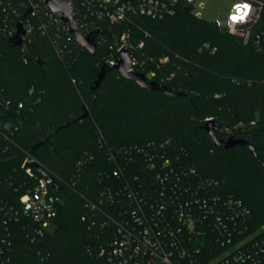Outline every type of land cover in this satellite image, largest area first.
Listing matches in <instances>:
<instances>
[{"label":"trees","instance_id":"1","mask_svg":"<svg viewBox=\"0 0 264 264\" xmlns=\"http://www.w3.org/2000/svg\"><path fill=\"white\" fill-rule=\"evenodd\" d=\"M103 31L106 35L96 36L94 54L76 43L74 53L65 60L45 36H36L29 44L27 63L20 58L19 46L8 38L0 42V85L12 101L14 124L18 123L11 136L18 146L9 150V156L0 155V174L19 165L28 151L57 182L52 188L59 196L58 212L40 242L46 256L43 263L106 264L104 257L88 251L91 230L81 219L83 192L95 185L96 171L107 166L99 148L100 133L114 147L171 138L202 174L220 180L224 193L251 208L255 227L262 225L264 56L240 36L195 15L185 5L173 16L140 15L106 24ZM125 31L133 43L130 54L139 60L134 69L184 95L140 87L116 69L91 91L98 71L116 53ZM21 101L25 106L17 113ZM208 117L215 120L219 137L244 138L256 154L246 145L214 144L204 127ZM225 125L231 126L229 131L223 130ZM86 151L97 159L78 177L77 161ZM75 178H79L76 186ZM17 259L38 263L35 252L23 246Z\"/></svg>","mask_w":264,"mask_h":264},{"label":"built area","instance_id":"2","mask_svg":"<svg viewBox=\"0 0 264 264\" xmlns=\"http://www.w3.org/2000/svg\"><path fill=\"white\" fill-rule=\"evenodd\" d=\"M66 1L84 36L140 15L173 16L182 5L199 16L194 12L197 0ZM63 17L64 12L52 11L46 0H0V42L14 37L21 22L24 40L18 46L23 62H29V44L36 36L47 37L65 60L77 41ZM212 22L264 56V0H233L229 11ZM130 37L128 31L121 34L107 64L117 61L121 49L130 51ZM131 56L134 69L139 60ZM24 106L21 101L16 112ZM12 110L0 85V155L9 156L18 146L11 137L18 129ZM98 143L107 166L96 171L94 186H86L81 216L91 230V254L104 257L106 264H264V223L255 227L251 208L224 193L220 180L202 174L171 138L114 147L100 133ZM96 159L86 151L77 161L78 177ZM35 161L25 151L19 165L0 174V264H44L46 259L40 242L54 225L59 196L48 177L52 174L40 162L47 174L35 168ZM78 181L75 178L73 185ZM21 246L35 252L38 263L19 261Z\"/></svg>","mask_w":264,"mask_h":264},{"label":"water","instance_id":"3","mask_svg":"<svg viewBox=\"0 0 264 264\" xmlns=\"http://www.w3.org/2000/svg\"><path fill=\"white\" fill-rule=\"evenodd\" d=\"M46 3L49 5L52 11H63L64 12V21L69 23L70 31L77 41L78 45L82 48L87 49L90 54H94L97 50V42H96V34L100 33L102 35H106V32L97 30L94 34H90L88 36H84L80 33L76 26V20L72 16V7L68 4L66 0H46ZM188 9V7H186ZM24 40V28L22 27V23H18V31L17 34L10 38L9 41L12 42V45L18 46ZM133 66L132 56L130 51L127 48H123L118 52V59L114 64H103L101 69L97 73V79L91 86V91L95 92V90L101 85L104 80L106 74L112 70L116 69L123 77L134 80L138 86L147 88L150 90H160L165 92L166 94H170L173 96H182L185 93L183 91H176L168 88L166 85L161 84L158 81L148 79L147 76L140 71H136L131 69ZM84 113L83 116L88 114V108L84 105ZM70 122L63 124L62 126L69 125ZM205 129L208 131L211 140L214 144L224 147V148H233L236 145H246L249 146L251 151L255 153L254 146L244 138H236L234 136H230L228 138H221L217 135V126L216 122L213 118H207L205 124ZM45 139L40 143H37L33 146V149H36L40 144L44 143ZM32 165L41 171L44 174H47L46 170L39 164V162L35 161ZM48 177L51 179L54 185L57 184L56 179L48 174Z\"/></svg>","mask_w":264,"mask_h":264},{"label":"rangeland","instance_id":"4","mask_svg":"<svg viewBox=\"0 0 264 264\" xmlns=\"http://www.w3.org/2000/svg\"><path fill=\"white\" fill-rule=\"evenodd\" d=\"M232 1L233 0H197L194 12L202 18L212 21L221 14L227 13ZM230 128L231 126L225 125L223 130L229 131Z\"/></svg>","mask_w":264,"mask_h":264}]
</instances>
